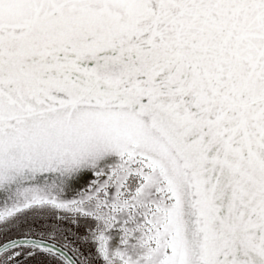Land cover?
<instances>
[{"label": "snow or ice", "instance_id": "6c2138e0", "mask_svg": "<svg viewBox=\"0 0 264 264\" xmlns=\"http://www.w3.org/2000/svg\"><path fill=\"white\" fill-rule=\"evenodd\" d=\"M264 264V0H0V264Z\"/></svg>", "mask_w": 264, "mask_h": 264}, {"label": "trees", "instance_id": "16d2710c", "mask_svg": "<svg viewBox=\"0 0 264 264\" xmlns=\"http://www.w3.org/2000/svg\"><path fill=\"white\" fill-rule=\"evenodd\" d=\"M27 264H35L34 261H28Z\"/></svg>", "mask_w": 264, "mask_h": 264}]
</instances>
